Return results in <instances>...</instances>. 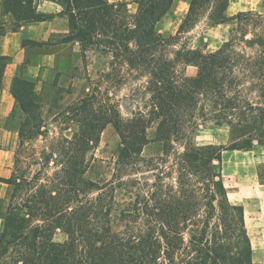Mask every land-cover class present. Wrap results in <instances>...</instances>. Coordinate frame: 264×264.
I'll return each mask as SVG.
<instances>
[{
  "label": "trees",
  "instance_id": "16d2710c",
  "mask_svg": "<svg viewBox=\"0 0 264 264\" xmlns=\"http://www.w3.org/2000/svg\"><path fill=\"white\" fill-rule=\"evenodd\" d=\"M58 1L68 18V32L75 33L80 47L102 36L104 44H101L114 57L123 56L130 68L149 69L155 92L152 117L158 119L157 132L162 133L159 139L166 153L173 150L176 184L166 190L159 182L151 183L143 192L128 189L131 196L115 200V188L121 183L128 184L121 182L123 169L141 161L152 166L157 158L143 160L140 156L145 142L140 112L124 119L111 107L93 108L91 95L82 97L70 110L78 117V130L71 138L61 135L55 144L57 153L62 155L58 182L53 185L48 180L26 199L27 216L15 214L5 218L0 232V264H256L251 259L243 208L229 202L220 172L213 164V160H220L222 147L187 143L184 150L178 152L174 143L176 133L182 131L178 109L183 105L193 109L195 98L192 97L196 94L212 91L217 103L224 104L226 110L236 109L237 106L232 105L236 102L252 106L253 101L238 94L241 78L237 67L248 68L245 75L253 86L264 89V36L244 38V46L253 53L246 59L234 50L238 47L242 52L244 47H239L240 40L232 35L235 29L247 24L261 25L264 29V14L238 11L229 16L228 0H187L188 11L178 25L177 34L204 14L211 25L235 19V26L213 51L204 53L197 48H180L169 58L160 52L164 38L157 34L155 23L173 0H138L133 15L118 9L119 1ZM6 4L13 9L20 8L30 17L31 0L23 5L20 0H6ZM26 44L42 47L37 41ZM7 60L6 56H0V79ZM26 60L29 61L28 56ZM180 61L195 62L196 74L176 79L174 67ZM30 81L26 70L20 67L12 82L15 101L18 99L16 87L25 88ZM231 90L238 96H230L227 91ZM255 109L264 112L262 106ZM227 114L232 115L223 111L222 117L228 118ZM27 121L26 115L18 130L20 139L23 133L30 132ZM107 123H112L120 136L112 174V178L118 179L117 184H111L113 180L100 182L83 178L85 170L91 166L86 157L90 154L94 160L92 153L98 135ZM241 124L238 118L232 125ZM263 125L264 122L261 133H264ZM256 131L250 134L255 135ZM44 133L46 130L39 132ZM251 138L259 141L258 137ZM250 144V139H234L231 148L247 149ZM0 181L9 183L6 178ZM56 229L63 232V240H54Z\"/></svg>",
  "mask_w": 264,
  "mask_h": 264
},
{
  "label": "rangeland",
  "instance_id": "374dc122",
  "mask_svg": "<svg viewBox=\"0 0 264 264\" xmlns=\"http://www.w3.org/2000/svg\"><path fill=\"white\" fill-rule=\"evenodd\" d=\"M110 1H119L117 8L123 9L127 15H133L137 10L138 0ZM248 7L252 8L247 9ZM238 11L264 14V0H229L227 14L233 16ZM206 15L199 16L178 34L181 21L176 24L168 18L159 28L167 27L171 30H156L164 38L160 52L172 58L180 48H197L204 53L217 49L228 38L236 20L230 19L228 23L211 25ZM263 30L261 25L251 24L235 29L233 38L240 40L238 46L244 47V50L241 52L238 47L234 50L246 59L253 55L252 50L244 46V38L264 36ZM74 37V32H68L66 36L53 35L49 47H27L28 59H32L35 50L55 51L56 64L46 72L42 82H35L31 78L29 86L22 89L16 87L18 99L6 121V127L16 131V145L11 173L6 178L9 183H5L4 194L0 196V232L4 228L5 218L15 214L27 216L26 199L41 184L48 180L53 185L58 182L57 172L62 155L57 153L55 144L60 141L61 135L71 138L78 130V117L72 115L70 110L78 99L89 95L93 108L100 105L102 109L111 107L124 119L140 112L143 117L141 125L145 126L142 133L145 142L140 156L143 160L157 158L152 161V166L141 161L133 167L124 168L121 182L127 181L128 184L121 183L115 188V200L131 196L128 189L143 192L151 183L159 182L165 190L175 187L177 171L173 167L174 153L172 149L166 153L163 141L159 139L162 138V133L157 132L158 119L152 117V98L155 92L149 69L142 66L130 68L123 56L114 57L103 45L102 36L97 37L98 41L83 47H80L78 38ZM237 70L241 78L238 94L253 101L252 106H243L236 102L232 103L237 106L236 109L227 111L223 109L224 104L217 103L216 95L212 91L204 95H194L193 109L184 105L178 109L182 131L176 133L174 148L182 152L187 143L222 147L220 160H213V164L220 172L229 202L243 208L252 261L264 264V133L259 132L264 122V112L260 113V110L255 109V106L264 107V89L253 86L251 79L245 75L249 72L248 68L237 67ZM196 72L195 62L180 61L174 67L173 75L179 80L182 76H194ZM227 93L238 96L232 90ZM185 104L187 105L186 102ZM223 111L231 112L232 115L227 114L228 118L222 117ZM26 115L30 132L23 133L20 139L18 130ZM238 118L242 124L233 126ZM45 130L46 133L39 134ZM254 131L255 135L250 134ZM98 136L99 140L92 153L94 160H91L90 154L87 155L86 159L91 166L87 167L83 178L99 179L100 182L113 180L111 184H117L118 179L112 178V174L120 147V136L112 123H107ZM173 136L171 138L175 139ZM251 137H258L259 141ZM234 139H250L251 144L247 149L231 148ZM129 180H133L132 183ZM133 183L135 186H132ZM35 198L38 197L35 195ZM53 238L61 241L64 234L56 229Z\"/></svg>",
  "mask_w": 264,
  "mask_h": 264
},
{
  "label": "crops",
  "instance_id": "0c3cea01",
  "mask_svg": "<svg viewBox=\"0 0 264 264\" xmlns=\"http://www.w3.org/2000/svg\"><path fill=\"white\" fill-rule=\"evenodd\" d=\"M20 2L23 5L26 0ZM228 6L229 0L227 8ZM31 7L32 14L28 17L20 8L13 9L6 4V0H0V56L8 58L0 79V178H8L11 173L16 145V131L6 127L15 104L12 94L13 78L18 69L23 67L30 78L40 83L46 72L56 64V52L47 49L33 53L32 59L27 61L26 42L37 41L42 43V47H49L53 35L65 36L69 30L68 18L58 0H31ZM187 11V0H173L169 9L155 23V30H171L159 26H163L168 18L178 24ZM4 185L0 181V196L4 194Z\"/></svg>",
  "mask_w": 264,
  "mask_h": 264
}]
</instances>
